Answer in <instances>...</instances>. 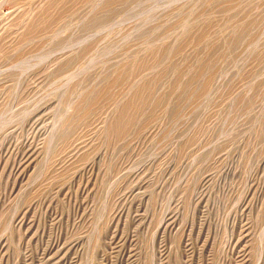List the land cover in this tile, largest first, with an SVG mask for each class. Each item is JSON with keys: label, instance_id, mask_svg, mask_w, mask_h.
<instances>
[{"label": "rangeland", "instance_id": "1", "mask_svg": "<svg viewBox=\"0 0 264 264\" xmlns=\"http://www.w3.org/2000/svg\"><path fill=\"white\" fill-rule=\"evenodd\" d=\"M0 264H264V0H0Z\"/></svg>", "mask_w": 264, "mask_h": 264}, {"label": "bare ground", "instance_id": "2", "mask_svg": "<svg viewBox=\"0 0 264 264\" xmlns=\"http://www.w3.org/2000/svg\"><path fill=\"white\" fill-rule=\"evenodd\" d=\"M139 93H140V91L138 92V94ZM124 113H125V108H123L122 112H120V114L117 118L118 130L120 133H123L126 126H127V120H126V118H124Z\"/></svg>", "mask_w": 264, "mask_h": 264}]
</instances>
